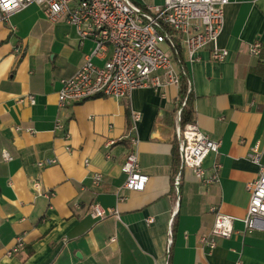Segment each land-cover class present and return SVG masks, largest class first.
Masks as SVG:
<instances>
[{"label":"crops","instance_id":"crops-1","mask_svg":"<svg viewBox=\"0 0 264 264\" xmlns=\"http://www.w3.org/2000/svg\"><path fill=\"white\" fill-rule=\"evenodd\" d=\"M37 13L46 19L35 3L0 19V264H233L238 257L242 264H264V230L246 232L242 222L246 184L258 174L249 153L264 141V0H230L218 38L197 59L183 54L194 120L221 141L218 155H208L203 165L207 174L214 160L221 168L208 186L182 170L178 200L179 84L158 71L160 90L136 88L120 99L95 96L59 110L61 80L77 71L94 42L80 40L64 19L40 23ZM254 41L262 46L261 57L249 52ZM214 47L228 51L225 60L211 58ZM109 55L110 49L93 62L101 66ZM133 113L140 115L134 123ZM130 126L135 144L126 139ZM131 148L148 176L142 191L122 188L121 162ZM44 159L57 162L38 167ZM94 173L102 175L99 185L92 182ZM115 192L126 199L117 202ZM93 203L116 208L118 217L91 218ZM212 207L234 221L231 236L209 251L199 238L213 225ZM18 238L23 245L8 256Z\"/></svg>","mask_w":264,"mask_h":264},{"label":"built area","instance_id":"built-area-1","mask_svg":"<svg viewBox=\"0 0 264 264\" xmlns=\"http://www.w3.org/2000/svg\"><path fill=\"white\" fill-rule=\"evenodd\" d=\"M230 0H162L161 4H137L132 0H0V19L18 12L32 3L39 5L46 19L55 23L64 19L75 27L80 40L91 39L94 48L84 56L82 65L68 78L61 80L57 91V107L63 109L95 96L120 99L127 97L132 90L150 87L160 90L163 82L157 75L163 71L170 82L178 83V67L173 58L176 43L189 59H197L198 53L209 42L220 35L224 24L225 7ZM166 44L172 51V57L163 49ZM110 49V55L103 65L93 62L94 57H102ZM251 55L261 57L262 46L254 41L250 47ZM228 51L214 47L210 51L213 60L223 61ZM264 61V57H261ZM163 96V94H162ZM31 104L34 96H27ZM140 115L133 113L131 122L139 120ZM57 125H60L57 122ZM132 126L127 141L137 142L132 136ZM174 131L177 140L179 170L174 178L177 192L182 170H190L195 179L208 186L218 181L221 165L214 160L211 173L207 174L203 165L208 155H218L221 141L211 138L203 132L195 121L184 126L180 124V108L175 113ZM5 160L11 156L3 151ZM109 157V155H107ZM249 158L258 168L257 178L246 184L249 202L242 222L244 231L264 230V141H256L251 148ZM56 159H44L37 162L38 167L55 164ZM88 159L84 164L88 165ZM121 171L125 174L122 188L126 191H142L148 181L138 162L135 149H130L122 159ZM102 180L100 173L92 175L94 185ZM36 191L41 190L34 183ZM49 195H52L50 193ZM116 201L126 196L115 192ZM177 192V200H178ZM213 225L210 231L200 236L201 245L211 251L218 239L229 238L233 232L234 217L217 211L214 207ZM93 219H102L106 215L118 217L116 208H103L98 203L89 207ZM150 217L147 222H152ZM111 240H114L111 238ZM23 245L21 238L7 251L15 254ZM233 264H242L238 257Z\"/></svg>","mask_w":264,"mask_h":264},{"label":"trees","instance_id":"trees-1","mask_svg":"<svg viewBox=\"0 0 264 264\" xmlns=\"http://www.w3.org/2000/svg\"><path fill=\"white\" fill-rule=\"evenodd\" d=\"M173 58L178 67V84H179V108H180V124L184 126L188 122H193L194 120V109H193V97L189 88V81L185 73V62L183 50L176 43V53L173 54ZM131 130V126H130ZM175 160L179 161L177 140L174 147Z\"/></svg>","mask_w":264,"mask_h":264},{"label":"rangeland","instance_id":"rangeland-1","mask_svg":"<svg viewBox=\"0 0 264 264\" xmlns=\"http://www.w3.org/2000/svg\"><path fill=\"white\" fill-rule=\"evenodd\" d=\"M34 7H35V6H34ZM35 19L39 20L40 23L42 22V20L45 21L46 23L49 22V21H47V19H45V18L43 17V15H42L41 13H37V14L35 15ZM44 28H45V27H44ZM162 47H163V49L165 50V52H166L168 55H170V56L172 57V51H171V49H170L166 44H164Z\"/></svg>","mask_w":264,"mask_h":264}]
</instances>
